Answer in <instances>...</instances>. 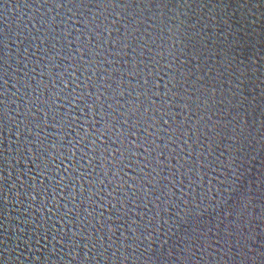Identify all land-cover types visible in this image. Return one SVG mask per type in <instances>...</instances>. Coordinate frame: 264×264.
<instances>
[{
	"label": "water",
	"instance_id": "water-1",
	"mask_svg": "<svg viewBox=\"0 0 264 264\" xmlns=\"http://www.w3.org/2000/svg\"><path fill=\"white\" fill-rule=\"evenodd\" d=\"M0 264H264V0H0Z\"/></svg>",
	"mask_w": 264,
	"mask_h": 264
},
{
	"label": "snow or ice",
	"instance_id": "snow-or-ice-1",
	"mask_svg": "<svg viewBox=\"0 0 264 264\" xmlns=\"http://www.w3.org/2000/svg\"><path fill=\"white\" fill-rule=\"evenodd\" d=\"M234 175H235V173H234ZM236 179L241 182V177L240 176H236ZM177 215H179V214H177ZM162 224L163 225H168L169 221L168 220H164L162 222ZM188 224H189V220L187 219V216H180L179 222L175 224V230L174 231L171 230V225H170V230L173 232V235L181 236L186 231ZM164 242L167 243L166 240Z\"/></svg>",
	"mask_w": 264,
	"mask_h": 264
}]
</instances>
